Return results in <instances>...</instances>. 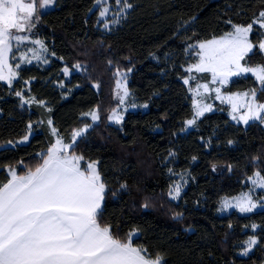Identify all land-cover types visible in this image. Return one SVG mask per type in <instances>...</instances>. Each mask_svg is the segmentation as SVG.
Here are the masks:
<instances>
[{"label": "trees", "instance_id": "16d2710c", "mask_svg": "<svg viewBox=\"0 0 264 264\" xmlns=\"http://www.w3.org/2000/svg\"><path fill=\"white\" fill-rule=\"evenodd\" d=\"M130 3L127 20L112 33L102 32L95 0H57L54 9L40 16L38 35L54 59L45 68L22 69L11 87L0 83V181L10 179L12 168L23 175L41 162L54 144L48 120L68 143L73 131L86 124L85 114L99 109L100 124L73 148L84 157L83 166L98 162L106 184L102 224L111 225L121 240L136 232L133 245L160 253L164 264H264V211L219 215L223 198L247 190L256 172L264 175V128L260 123L236 125L227 108L216 105L215 112L183 132L194 116L183 82L190 62L187 46L219 38L233 25L252 24L264 11V0ZM260 38L255 29L251 40ZM79 62L89 64L90 74L65 80L63 69ZM246 63L264 64V55L254 49ZM117 69L132 70L129 90L148 111L129 112L121 126H111L107 119L114 108L112 76ZM64 81L61 90L57 84ZM251 88L259 91L256 81L245 77L225 92ZM17 91L36 103L24 106ZM258 100L264 102L260 91ZM30 132V141L18 144ZM169 170L191 176L178 202L169 198ZM252 225L259 227L255 234ZM252 236L259 239L254 253L239 257L240 245Z\"/></svg>", "mask_w": 264, "mask_h": 264}, {"label": "snow or ice", "instance_id": "6c2138e0", "mask_svg": "<svg viewBox=\"0 0 264 264\" xmlns=\"http://www.w3.org/2000/svg\"><path fill=\"white\" fill-rule=\"evenodd\" d=\"M55 5L56 0H0V81H6L11 86L17 72L9 64V56H14V48L20 50L25 42L39 47L20 50V59L31 63L27 55L31 52L32 58L40 60L44 57L46 61L44 53L48 49L43 40L35 38L33 29L42 12ZM95 5L100 6L101 18L109 16V0H95ZM115 6L121 11L111 14L114 23L125 18L127 10L133 7L129 0H115ZM254 24L264 29V11L252 24L233 25L232 31L219 38L191 46L197 49L199 60L186 71L210 73V82L216 87L197 83L189 89L194 96L201 97L193 101L195 112L193 118L186 122L189 126L195 125L198 117L212 110V105L205 101V94L213 92L215 99L231 105L232 119L237 123L247 125L249 121H259L264 124V102L258 101L257 88L227 95L221 92L232 77L250 73L259 83V91L264 94V64L252 66L242 63L249 54H254V49L264 53V34L255 43L250 39ZM104 27L108 28L109 24L105 22ZM19 67L17 63L15 68ZM80 67V64L75 65L76 69ZM63 71L69 73L67 67ZM115 74L120 77L116 81V95L119 104L123 105L129 96L126 76L119 69ZM192 79L195 77L189 76L184 83L189 84ZM95 87L99 88V85ZM16 95L22 97L19 91ZM32 101L35 102V98ZM122 111H127V108ZM85 115L90 116L93 122L100 118L98 110ZM108 119L119 124L123 121V114L113 109ZM47 123L51 125L52 121ZM89 127L91 125L86 124L74 130L68 143L58 137L34 170L28 168L26 174L18 175L12 168L8 173L11 178L0 181V264H164L165 258L160 253L153 255L148 253L147 248L133 245L134 233L121 240L113 233L111 225L101 223L106 184L97 169L98 162H90L82 169L80 161L84 157L75 154L73 148L76 140L87 133ZM51 131L53 135L57 133L55 127ZM249 179L253 188L233 198V201L225 198L221 209L231 207L241 213H251L258 207L264 208V201L258 197L254 199L252 195L257 187L264 189V175L256 172ZM180 193L181 185L176 184L169 191V196L175 200ZM148 206L147 203L144 205L145 208ZM251 227L254 229L256 225ZM257 242L254 237L249 238L243 255H247Z\"/></svg>", "mask_w": 264, "mask_h": 264}, {"label": "rangeland", "instance_id": "374dc122", "mask_svg": "<svg viewBox=\"0 0 264 264\" xmlns=\"http://www.w3.org/2000/svg\"><path fill=\"white\" fill-rule=\"evenodd\" d=\"M56 1H57V0H56ZM129 3H130V0H129ZM109 5H110L109 16L106 17V18H101L100 15H99V22H100L101 30H102V32H104V33H112V32H114L115 30H117V29H118V28H119V27H120V26H121V25L127 20L129 14H130V12L132 11V8H133V7H132L131 9H128V10H127L126 17L123 18V19H120V20H119V23H114V22L112 21V19H111V14L114 13V12L121 11V9H118V8L115 6V0H109ZM109 5H104V6H109ZM55 6H56V5H55ZM55 6H54V7H55ZM54 7L49 8V9H47V10H44V11L42 12V14L45 13V12H47V11H49V10L54 9ZM96 9H98V11H99V13H100V6H97V5H96ZM42 14H41V15H42ZM256 20H257V19H256ZM256 20H255V21H256ZM105 22H107V23L109 24V27H108V28H105V27H104ZM38 23H39V22H38ZM255 29H258L261 35L264 34V29H259V25H258V24H254V25H253V32L251 33V35L254 33ZM38 33H39V30H38V24H37V26L33 29V34H34L35 38L41 39V38L39 37ZM251 35H250V39H251ZM41 40H42V39H41ZM44 43H45V42H44ZM198 43H199V42H196V43H194V44H191V45H188V46H187L186 54H187V58H188V60H190V62H189V64H188V66L185 68V70H186L190 65H192V64H194V63H196V62H198V60H199V57L196 55V51H197V49H194V48L191 47L192 45H196V44H198ZM31 47H37V48H38L39 46H34V45H31L30 42H25L24 44L21 45V49H20V50H25V49H27V48H31ZM46 47H47V46H46ZM47 49H48V48H47ZM20 50H17V49L14 48V54H15V55H14V56H13V55H10V56H9V64H11V65L13 66V68L15 69V71L17 72V76L13 79L11 86H13V84L19 79V73H20V71H21L22 69L30 68V67H41V68H45V67H48V66L51 64L52 60L54 59V56L50 53L49 50L47 51V53H44V56L47 57L46 61H45L44 57H41L40 60H36V59L32 58V53H31V52H28L27 55H28V57L31 59V63H27L25 60L20 59ZM253 52H254V50H253ZM262 54L264 55V53H262ZM250 55H252V54H249V56H250ZM246 61H247V58H246ZM246 61H242V63H246ZM17 63H19V65H20V67H19L18 69L15 68V65H16ZM77 64H80V66H81L80 69H76V68H75V65H76V64L74 65L73 68H68V67H67V68L69 69V73H68V74H65V73H64V78H65V80L68 81V80L71 78V76H72L73 74H82V75H85V76H87V75L90 74V72H89V67H88L89 64H87V63H80V62L77 63ZM119 71H120L124 76H126V87H127V89H128L129 96L125 99V103H124L123 105H120V104H119V100H118L117 95H116V81H117V79H119L120 77H118V76L115 74V73H116V72H115L114 75L112 74V75H113V76H112V79H113L114 82H113V90H112L111 97H112V103H114V108H113V109H116L118 112H122V114H123V121H124L126 114L129 113V112H139V111H140V112H147V111H148V105H147V107H144L145 104H139V103H137V101L133 98V95H132L131 91L129 90V78H130V75H131L132 70H127V71H126V70H123V71L119 70ZM186 72H187V71H186ZM187 74H188L187 78H188L189 76L195 77V79H192V80L189 81V84H185V83H184L185 86L187 87V89H188V93H189V95H190V97H191V99H192V105H193V101H194V100H199V99H201V97L194 96L193 92L189 90L190 88H194L195 85H196L197 83H200V84L208 83L210 88H215V87H216L215 84H212V83L210 82V81H211V74H210V73H196V72L188 73V72H187ZM245 77H252V78L255 80V78H254L250 73H249L247 76L232 77V78H231V81L221 89L222 94H225V95H227V94H231V93H227V92H225L226 87L229 86L234 80L241 79V78H245ZM185 79H186V78H185ZM255 81H256V80H255ZM65 82H66V81L57 84V87H58L59 89H61V90H65V88H66V87H65ZM183 82H184V80H183ZM0 83L9 86V84H8L6 81H0ZM256 83L259 85V83H258L257 81H256ZM61 85H63V87H61ZM95 85H97V83L94 84V87H95ZM98 85H99V84H98ZM11 86H10V87H11ZM96 88H97V87H96ZM201 91H202V90H201ZM26 92H28V91H26ZM121 92H122V90H121ZM244 92H245V91H244ZM236 93H237V92H236ZM239 93H243V92H239ZM258 94H259V91L257 92V99H258ZM24 96H25V95H22V98H21V99H22V104H23L24 106H30V105L36 103V101H35V102L32 101V98H33V97H28V96H25V97H24ZM25 100H28L29 103H24ZM205 101H206L207 103H210V104L212 105V110H211V111H208V112H205V114H204L203 116L198 117V118L196 119V124H195V125L189 126L187 123H185L184 131H183L184 133H187V132L193 130V129L196 127L198 121H199L201 118H203L205 115H207V114H211V113L215 112V110H216V105H221L222 107L227 108V115H228L230 121L233 122V123L236 124V125H241V126L247 127V126H249V125L252 124V123H260L259 121H249V123H248L247 125L243 124V122L237 123V121H235V120L232 119V115H231V105L228 104L227 102H221L220 100L215 99V93H214V92H213V93H209V94H205ZM258 101H259V100H258ZM133 105H134V106H133ZM124 108H127V111H122ZM113 109H112V110H113ZM193 109H194V105H193ZM95 110H98V112H99V117H101V111H100L99 109H95ZM111 112H112V111H111ZM111 112L109 113L108 117L110 116ZM194 112H195V109H194ZM84 119H85V121H86V124L91 125V127H89L87 133L90 132V131L93 129L94 126L99 125V124H100V121H101V119L99 118L98 121L93 122L92 119H91V117L88 116V115H85V116H84ZM123 121H122V123H123ZM107 122H108V125H111V126H121V125H122V123L117 124V123H115L114 121H111V120H109V119H107ZM86 124H82V126H80V127L77 128V129L83 128ZM260 124H261V123H260ZM261 125H262V127L264 128V124H261ZM49 126H50V130L54 127L53 124H51V125H49ZM75 130H76V129H75ZM51 133H52V131H51ZM87 133H85L82 137L78 138V139L76 140V142H78L81 138H83L84 136H86ZM32 135H33V133L30 132L29 135L27 136V139L25 140V138H24L23 140L19 141L18 144H20V145L27 144V143L30 141V138L32 137ZM52 135H53V133H52ZM53 137H54V143H55V141H56V139H57L58 137L61 138V137L59 136L58 131H57V133H56L55 135H53ZM9 145H11V144H9ZM9 147H10V146H9ZM11 147H12V146H11ZM73 147H74V145H73ZM70 154H71V150H70ZM168 161H169V158H168ZM83 162H84L83 160L80 161V165H81L82 169H84V167L86 168V166H87V164H88V163H86V164L83 166ZM97 169H98V165H97ZM169 175H170L171 179L173 180V184H172L171 189H172L173 186L176 185V184H180V185H181V193H180V197H179L178 199H175V200H174V199H172L171 196H169L170 200H172V201H174V202H178L179 199L181 198V196L183 195V193L185 192L186 188H187L188 185L190 184L191 176H190L189 172L174 173V171H172V170H169ZM247 183H248L249 188H248L247 190L243 191L242 193L248 192L250 189L253 188V185L251 184L250 179H248ZM240 195H241V193H240L239 195L235 196V197H239ZM252 195H253L254 199L258 197V198H260V201H264V189H260V188L257 187V188L252 192ZM235 197H231V198H227V199H228L229 201H233V198H235ZM224 200H225V198H223V199L221 200L220 205H219V215H221V216L229 215V214H231V213H233V212H236V213H237L238 215H240V216H247V215H250V214L255 213V212L264 211V208H259V207H258L257 209H255V210H254L253 212H251V213H241L238 209H236V208H231V207L221 209V204L224 202ZM258 230H259V227H257V226H256L254 229H253L252 227L250 228V231L253 232L254 234H255ZM137 236H138V234H137L136 232H134V235H133V237H132V241H133ZM252 237H254V238L258 241L257 244H255V245L252 247V249L248 252L247 255H243V252H244V251L246 250V248H247V243H246V242L249 240V238H251V237H249L245 242H243V243L240 245L239 250H238V256H239V257L247 258V257H249L250 255H252V254L254 253L255 249L257 248V246H258V244H259V239H258V237H255V236H252Z\"/></svg>", "mask_w": 264, "mask_h": 264}, {"label": "crops", "instance_id": "0c3cea01", "mask_svg": "<svg viewBox=\"0 0 264 264\" xmlns=\"http://www.w3.org/2000/svg\"><path fill=\"white\" fill-rule=\"evenodd\" d=\"M11 178V177H10ZM103 204V203H102ZM102 208V207H101Z\"/></svg>", "mask_w": 264, "mask_h": 264}]
</instances>
